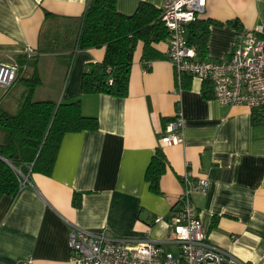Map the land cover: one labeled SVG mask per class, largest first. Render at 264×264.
<instances>
[{
	"label": "crops",
	"instance_id": "1",
	"mask_svg": "<svg viewBox=\"0 0 264 264\" xmlns=\"http://www.w3.org/2000/svg\"><path fill=\"white\" fill-rule=\"evenodd\" d=\"M140 2L158 9L164 0H117L116 9L131 15ZM86 5L87 0H0V64L22 63L33 48L41 79L33 100H79L82 114L98 121L96 130L63 135L49 175L32 174L31 186L15 199H0V264H73L72 226L165 242L186 175L208 181L205 194L191 196L208 239L242 261L264 264V112L206 99L195 78L189 88L178 89L166 41L153 44L162 57L147 62L146 70L143 45H137L126 97L83 94L82 73L105 54L104 48L74 46ZM44 12L55 18L45 20ZM199 18L219 23L209 27L204 59H223L247 30H264V0H206ZM29 65L5 98L0 95L9 112L16 111L24 92L19 78L32 71ZM177 106L182 142L161 146ZM255 117L259 124H253ZM158 146L167 160L161 194L145 180ZM74 193L81 195L79 207L72 205ZM156 217L164 220L154 223Z\"/></svg>",
	"mask_w": 264,
	"mask_h": 264
},
{
	"label": "trees",
	"instance_id": "2",
	"mask_svg": "<svg viewBox=\"0 0 264 264\" xmlns=\"http://www.w3.org/2000/svg\"><path fill=\"white\" fill-rule=\"evenodd\" d=\"M116 2L117 0H87L85 12L79 20L75 48L105 50L103 60L88 64L82 73L83 94L126 97L133 53L139 43L143 45L145 64L162 57L153 47V44L168 38V32L161 21V8L140 2L133 14L125 15L117 11ZM44 17L45 20L55 18L49 12H44ZM212 24L219 23L198 17L187 27V43L196 49L201 59L207 54L209 27ZM42 38L46 40L48 36L43 35ZM36 64L34 56L26 65L32 71L19 78V85L24 88V92L16 111L12 113L0 107V199L3 196L15 199L19 195L22 191L20 174L27 176L30 181L32 174L51 173L64 134L92 131L98 127L96 118L82 114L79 100L70 103L33 100L36 88L41 85ZM191 79L186 74L180 75L178 83L176 77L177 88H189ZM201 94L206 99L213 97L210 81L202 82ZM260 122V119L253 118V124ZM166 165L165 154L158 146L145 172L149 189L155 194H161L160 179L166 171ZM80 199L81 195L74 193L72 205L79 207ZM216 223L217 218H213L211 227H215Z\"/></svg>",
	"mask_w": 264,
	"mask_h": 264
},
{
	"label": "built area",
	"instance_id": "3",
	"mask_svg": "<svg viewBox=\"0 0 264 264\" xmlns=\"http://www.w3.org/2000/svg\"><path fill=\"white\" fill-rule=\"evenodd\" d=\"M205 3L206 0H164L161 6V21L168 32L166 57L173 66L177 82L184 74L201 82L210 81L213 98L221 106H245L264 112V30L261 27L247 30L242 39L234 44L228 57L201 59L196 49L188 45L186 36L188 25L203 12ZM34 56L36 51L29 47L23 55V63L13 60L0 64V89L11 88L19 71L25 69ZM182 139L183 121L177 106L174 119L167 123L159 145H177ZM20 175V189L30 187L29 178ZM181 181L183 186L177 198L178 209L168 221L170 236L165 242H153L148 238H121L106 229L87 230L72 226L68 235L72 263L249 264L213 244L202 231L191 196L195 192L206 193L207 179L191 180L186 175ZM162 220L156 217L153 222ZM235 242L233 238L232 243ZM164 245H170L172 250H166Z\"/></svg>",
	"mask_w": 264,
	"mask_h": 264
},
{
	"label": "rangeland",
	"instance_id": "4",
	"mask_svg": "<svg viewBox=\"0 0 264 264\" xmlns=\"http://www.w3.org/2000/svg\"><path fill=\"white\" fill-rule=\"evenodd\" d=\"M17 87H18V89L20 88V86H17ZM2 91H3V93L7 92V90H0V95H1ZM17 92H18V90L16 89L13 93H17ZM6 95H7V94L5 93L2 97L5 98ZM0 106L3 107V104L0 103ZM164 248H165L166 250H172V247H171L170 245H164Z\"/></svg>",
	"mask_w": 264,
	"mask_h": 264
},
{
	"label": "bare ground",
	"instance_id": "5",
	"mask_svg": "<svg viewBox=\"0 0 264 264\" xmlns=\"http://www.w3.org/2000/svg\"><path fill=\"white\" fill-rule=\"evenodd\" d=\"M204 7H205V6H204ZM203 9H204V8H203ZM200 15H201V14H198V15L196 16L195 20H196ZM195 20H194V21H195ZM194 21H193V22H194ZM191 23H192V22H191ZM169 122H170V121H169ZM201 228H202V227H201ZM202 231H203V230H202Z\"/></svg>",
	"mask_w": 264,
	"mask_h": 264
},
{
	"label": "water",
	"instance_id": "6",
	"mask_svg": "<svg viewBox=\"0 0 264 264\" xmlns=\"http://www.w3.org/2000/svg\"><path fill=\"white\" fill-rule=\"evenodd\" d=\"M6 161V160H5ZM7 162V161H6Z\"/></svg>",
	"mask_w": 264,
	"mask_h": 264
}]
</instances>
